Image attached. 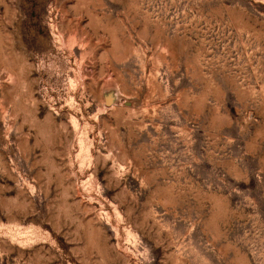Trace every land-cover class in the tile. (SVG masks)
<instances>
[{
  "label": "rangeland",
  "instance_id": "374dc122",
  "mask_svg": "<svg viewBox=\"0 0 264 264\" xmlns=\"http://www.w3.org/2000/svg\"><path fill=\"white\" fill-rule=\"evenodd\" d=\"M0 264H264V0H0Z\"/></svg>",
  "mask_w": 264,
  "mask_h": 264
}]
</instances>
